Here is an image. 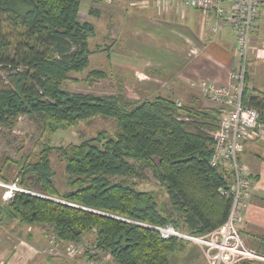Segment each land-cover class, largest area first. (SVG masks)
Instances as JSON below:
<instances>
[{"label": "trees", "instance_id": "16d2710c", "mask_svg": "<svg viewBox=\"0 0 264 264\" xmlns=\"http://www.w3.org/2000/svg\"><path fill=\"white\" fill-rule=\"evenodd\" d=\"M83 1L0 0V129L15 131L25 116L41 129L40 153L18 160L13 179L7 177L12 172L3 174L10 159L0 163V181L27 191L15 192L11 202L0 200V225L43 229L64 249L68 243L93 244L98 254L76 257L86 261L110 263L109 256L113 264H170L172 255L184 252L185 240H164L138 223L170 224L198 236L225 224L232 199L220 190L231 175L211 165L217 114L179 107L165 96L132 103L120 86L113 95L65 90V82H79L71 74L84 72L95 53L107 52L103 45L91 47L96 28L80 18ZM89 15L97 16L94 10ZM87 76L90 86L111 77L102 70ZM248 93L245 88V104L264 122V92ZM98 116L115 120V131H99L79 145L52 146L59 131ZM57 151L66 164L65 193L51 161ZM138 165L153 172L172 210L153 191L138 188ZM257 250L264 255V237Z\"/></svg>", "mask_w": 264, "mask_h": 264}, {"label": "rangeland", "instance_id": "374dc122", "mask_svg": "<svg viewBox=\"0 0 264 264\" xmlns=\"http://www.w3.org/2000/svg\"><path fill=\"white\" fill-rule=\"evenodd\" d=\"M117 1L118 0H111L109 2V0H102L101 8H105L106 11L105 13L102 11L104 14L101 16V20L97 17H92L89 20L88 19L83 20L93 23L96 28L95 38L91 39V44H92L91 47L94 50H98L100 47H102L103 44H105V47L101 49L103 50L104 48L105 49L107 48V52H102L100 54L92 55L90 57V64L84 72L79 74L77 73L71 74V77L75 78L79 82H70V81L65 82L63 88L72 93H83V94L94 93L97 95H113L118 93L120 86L121 88L124 89V93L126 97L132 103L138 102L140 100H151L158 96H165L176 100L177 102L181 103L182 106L184 105V107L191 108L190 106H192L196 110H198V112H207L208 114L216 113L217 122H219L220 124L221 119L223 117L221 114L222 109L220 108V106L215 105L208 98H206L204 96V89L200 90V87L202 83L203 85L205 83L226 84L229 81V74H228V81L225 83H223L224 80L219 81L213 77L212 78L205 77V79H201L200 81L202 82H200V86H198V88H192L188 83L189 78H193L194 76V75L191 76V74H193V71H198V72L206 71V75H207L208 73H210L208 67L214 66L213 62L211 61L212 59L210 57L213 58L212 52L214 51V48L216 46L215 43L213 44L214 37L211 36L212 33L211 28L213 26V22H209V23L207 22L208 16L206 15L203 16V18H201L202 16L196 15L195 18L192 15L187 16V14L185 13H180L181 9L180 10L178 8L169 9V11L173 13L170 14L168 12L167 19L155 20L153 23H150L149 26L144 25L142 27H139L134 25L133 31L127 28L129 31L127 30L128 35L124 37L126 39L123 38V42H120L118 44L115 43L112 44V42H107L106 40H104L103 36L105 34V31L107 30L106 27L111 25L109 14H107L106 12L108 10H112L113 8L118 9L119 7H115L116 6L115 2ZM122 1H123L122 3L121 2H117V3L123 8H126L127 10L128 7L131 6V4H132L131 6L132 8H136L139 6L137 5L136 0H122ZM89 3H90L89 0L83 1L81 7V18L82 16L84 18L91 17L90 15H87L90 5ZM182 10L185 9L183 8ZM185 11L186 13L187 11L188 13L191 12L190 9L188 10L186 9ZM117 18L118 16H115L114 18L111 19H113L114 21ZM197 18L199 20H197ZM118 20H116L115 23H119ZM132 23L136 24L134 22ZM200 26L202 27V37H201L202 39L200 42H198L196 39L198 36L201 35L199 31ZM182 32H184V34H191V35L195 34L196 39L193 40L192 38H189V40H186V36ZM230 36H231V44H233L235 37L234 35L231 34ZM125 41H128V43L131 44L128 45V43L126 44ZM214 42L217 41L215 40ZM114 47L115 50L120 52L126 51L131 54L132 51V55L135 52V50L138 49L139 51H141L142 55L153 57V60L157 58L161 59L165 63L163 62L164 64H161L156 68H148V70H150L149 76L142 77L143 79L141 81L143 85L146 86V88L140 87L138 89H135L133 87H127L128 84L131 85V83L134 82L132 75L135 72L124 71V70L118 71L117 69L114 70L113 68L108 66L106 56L112 54V49ZM200 53L206 56L207 58L205 59V61L207 62L206 64L200 62V56H201L199 55ZM172 60H174V62L178 64L177 68L171 66ZM204 66H207V69H205ZM93 70L105 71L111 77L106 80H98L96 83H94V85L90 86L85 81L88 77L87 76L88 73H90ZM227 70L228 73H230L229 68H227ZM173 73L175 75L174 77H173ZM248 81H249V76L245 80V88H247ZM261 88L264 87L261 86ZM116 127L117 124L115 120L106 119L104 117L98 116L91 120L81 122L80 125L75 129L68 130L65 132L59 131L55 135L53 139L54 141H52V146L63 145L65 147V146L79 145L85 140L94 138L99 131L113 132L115 131ZM40 139H41V129L35 123L34 120L26 116L20 118L18 127L16 128L15 131L8 132L6 130L0 129V163L4 164L5 159L6 160L8 158L10 159L6 161V170L3 172V174L6 175L7 173L12 172L10 175L7 174L8 175L7 177L9 179H13L16 176V172L14 173V170L16 168V163L18 160H22L24 156H32L33 159L37 158V155L41 151V148L38 146V142ZM259 151L261 153V156H264V150L259 149ZM261 159L259 156L258 157L251 156L249 158V162L251 160L257 163L256 162L257 160L259 161L257 163V165L259 166ZM51 161H52L53 170L56 173L55 181L58 184V187L61 189L62 193L70 191V189L65 185L66 164L60 152L58 151L54 152V154L51 157ZM138 171L143 175L142 179L134 180V182L138 183V188L144 191H153L158 196V198H160V203H163L165 205V209L167 211L172 210L170 199L166 194L165 190L163 189V187L158 182V180H156V178L154 177L153 172L150 169L141 171L140 167ZM6 191H9V189L0 186V200H4L3 196L6 193ZM253 198H254V190L249 203L250 211L252 210L257 211V209H259L257 206H260V208L263 209L262 212H264V197H257L258 200H255ZM253 214L257 215V213H253ZM263 219L261 221L262 223H263ZM250 220L251 217L249 218V220L241 222L240 224L241 225L240 230L242 233L241 235L245 245L249 248V250L258 253L257 248L258 245L261 244V238L264 237V230L263 231L255 230L254 226H258L260 225V223H256ZM13 225H14L13 228L16 227L17 222H14ZM4 228L5 227L3 226L0 230L2 231V233L0 234V238L5 237V235H3ZM42 230L43 229L33 230L30 227H25V229L23 230L25 240H27L26 239L27 236L30 239L29 233L32 232L33 233L32 235H34L33 238L31 235L33 241H29V240L27 241L29 243L36 242L37 247L41 248L43 252H45L44 254L50 256L51 254L50 251L52 249H56V251L54 252L56 256L53 255L50 256L52 258H55L56 260L54 261V263L56 262L55 264H57V261L59 262V264H85V260L82 258H76V259L68 258L66 255V248L64 249L56 244L54 237L51 236V232H48L50 234L48 233L45 234V230H43V233ZM182 230H178V231L184 234L197 236L188 233L185 229ZM37 231L41 233L42 236L44 237H42L41 234L38 235ZM17 232L19 233L20 230H18ZM39 236H41V238ZM94 238H95L94 235L89 234L87 235L86 240L91 243V241H93ZM184 244H185L184 252L183 253L180 252L172 255V260L173 259L179 260L180 257H183V255H185L184 253H186V249L188 247L194 246L193 243L188 241H184ZM258 254L263 255L262 253H258ZM106 258L109 259L111 264H113V260L109 258V256H107ZM202 261L205 264H208L206 258L204 257V254ZM255 263L264 264V261H256ZM42 264H46V263L43 262ZM199 264L202 263L199 262Z\"/></svg>", "mask_w": 264, "mask_h": 264}, {"label": "built area", "instance_id": "2783aa9c", "mask_svg": "<svg viewBox=\"0 0 264 264\" xmlns=\"http://www.w3.org/2000/svg\"><path fill=\"white\" fill-rule=\"evenodd\" d=\"M151 2L159 7L177 5L204 13L208 16L207 22H213L212 34L220 33V27L226 25L236 37L238 61L229 73L228 83L201 84L204 96L222 109L223 117L219 127L212 133L214 151L211 165L230 173V184L222 188L220 193L230 197L232 205L225 224L204 236L181 233L170 224L160 226L137 223L150 228L164 240L178 238L199 246L208 264L264 261V255L249 250L245 245L240 230L243 214L249 206L254 190L251 172L241 163L240 157L248 144L264 140V122L260 121L259 111L247 106L244 101L252 31L264 0H151ZM177 105L182 106L179 102ZM0 186L9 189L3 196L5 202H11L17 191L27 192L16 184L0 181ZM65 248L67 257L71 258L81 257L86 252L98 254L95 246L90 244L68 243ZM85 264L110 263H107V260L103 263L102 259H99L85 260Z\"/></svg>", "mask_w": 264, "mask_h": 264}, {"label": "crops", "instance_id": "0c3cea01", "mask_svg": "<svg viewBox=\"0 0 264 264\" xmlns=\"http://www.w3.org/2000/svg\"><path fill=\"white\" fill-rule=\"evenodd\" d=\"M137 5H139L136 8H132L131 6L128 7V10L126 8H123L120 6L117 2H123L122 0H118L116 3L115 7L112 10H108L106 13L109 14L110 20H111V25L106 27L105 34L103 36V39L106 40L107 42H112V44H118L120 42H123V38L128 35L127 33V28L131 29L133 31L134 25L142 27L144 25L149 26L150 23H153L155 20H163L167 19V14L168 12L172 14L173 12H170L169 9H181L180 13H185L187 16L192 15L193 17L196 18L197 16H206L204 13H201L196 10L190 9L191 12L186 13V9L182 10L183 8L181 6H173V7H159L151 2V0H136ZM89 10L88 14L90 13V10H94L95 14L97 15L96 17L101 20V16L105 13V8H101L102 5V0H89ZM176 7V8H175ZM124 10V11H123ZM188 10V9H187ZM104 13H103V12ZM115 16H118L116 20L119 21V23H115L116 20L113 21ZM89 17V16H88ZM81 18V15H80ZM92 17L89 18H84L82 16L81 20H89ZM199 18V17H198ZM197 18V20H199ZM122 20V21H121ZM132 22L136 23L133 24ZM124 21V22H123ZM129 21V22H128ZM168 21V20H167ZM123 25V26H122ZM200 36L195 37V34H184L186 36V40H189V38H192L193 40L196 39L198 42L201 41L202 37V27L200 26ZM220 33L218 34H212L211 36L213 38V44L215 43V48L214 51L212 52V57H210L213 62V67H208L210 70V73L206 75V71L203 72H198V71H193V78H189L188 83L192 88H198L200 86V81L201 79H205V77L209 78H215L219 81H223V83L228 81V70H232V68L235 66L236 61H238V54L236 53V37L230 30L228 26H222L220 27ZM129 31V30H128ZM193 33V32H191ZM231 35H234L235 40L234 43L231 44ZM105 37V38H104ZM210 38V37H209ZM113 39V40H112ZM126 39V38H124ZM217 42H214V41ZM126 44L128 41H125ZM131 43H128V45ZM140 45V44H139ZM105 47V44H103ZM141 47V46H140ZM135 50V49H133ZM102 52H99L97 54H100ZM96 55V53H95ZM200 62L201 63H207L205 61L206 56L204 54L200 53ZM107 64L114 70H124V71H132L135 72L133 76L134 82L131 83V85H127V87H133L135 89H138L140 87L146 88V86L143 85L142 77L149 76L150 70L148 68H156L160 66L161 64H164L165 62L161 59H154L153 57L150 56H145L142 55L141 51L138 49L135 50V52L132 55L124 51L120 52L115 50V47L112 49V54L110 58H107ZM164 62V63H163ZM210 64V63H208ZM207 64V66H208ZM171 66L174 68L178 67V64L174 62V60L171 61ZM207 66H204L205 69H207ZM203 67V66H200ZM223 67V68H220ZM131 72V73H132ZM130 73V75H131ZM135 75V76H134ZM218 75V76H216ZM221 75V76H219ZM124 76V75H123ZM173 73V77H174ZM216 76V77H214ZM249 76V81L247 83V89L249 90L250 96L256 95L258 92H264V5L262 9L260 10L258 19L256 21V26L252 31V42H251V49H250V56H249V64H248V73H247V78ZM203 77V78H201ZM149 84V83H148ZM150 85V84H149ZM128 89V88H127ZM201 90V87H200ZM258 93V94H259ZM259 149L264 150V141H259L258 143H251V145L246 146L245 152L241 155L240 160L241 163L251 172L255 175L256 177V182L254 186V198L255 200H258L257 197H264V156H261V153ZM251 156H259L261 159V162L259 166L257 163L259 161L256 160L257 163L253 162L249 158ZM251 168V169H250ZM259 209L257 211H250L249 206L247 210L243 214V222L246 220H249L251 217L250 221L260 223L258 226H254L255 230L263 231L264 230V215L262 212L263 209L260 208V206H257ZM253 213H257V215H254ZM263 219V223L261 222ZM249 225V224H248ZM5 227L3 230V235H5L4 238H0V264H42L45 262L46 264H55L54 261L55 258L50 257L51 255L56 256L54 253L56 249H52L50 251V256L44 254L43 250L39 247H37L36 242H28L25 240L24 237V232L23 233H18V230H24L25 228L20 229L18 225L13 228L14 225H0V230L2 227ZM8 227V228H7ZM10 227V228H9ZM18 228V229H17ZM9 229V230H7ZM28 229V228H27ZM40 228H34L33 230H37ZM8 231V233H7ZM2 231H0V234ZM38 235L39 233L37 231ZM16 237V238H14ZM24 237V238H23ZM41 238V236H39ZM41 241V240H39ZM55 248V247H54ZM4 254V255H3ZM183 257H180L178 260H170V264H205L203 260V253L202 250L199 248V246H194L188 247L186 249V253H184ZM36 257V258H35ZM70 259H76V258H71ZM39 259V260H38ZM57 259V258H56ZM39 263H38V261ZM208 263V262H207ZM57 264L59 262L57 261Z\"/></svg>", "mask_w": 264, "mask_h": 264}]
</instances>
